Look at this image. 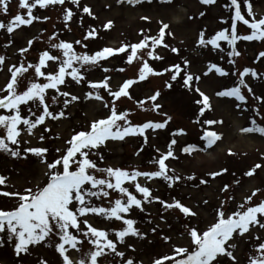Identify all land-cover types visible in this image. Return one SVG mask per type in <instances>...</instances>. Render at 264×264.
<instances>
[{"label": "rangeland", "instance_id": "obj_1", "mask_svg": "<svg viewBox=\"0 0 264 264\" xmlns=\"http://www.w3.org/2000/svg\"><path fill=\"white\" fill-rule=\"evenodd\" d=\"M8 3L10 10L8 13L0 11V20L7 23V20L18 12L26 14L27 9L19 5V0H8ZM230 3L231 0H215L213 4H204L202 0H138L137 3H131L130 0H79L77 7L72 0H64V4L55 3L44 7L37 5L33 9V16L47 17V19H34L31 24L20 25L12 33L0 28V55L5 56V66L0 69V87H3L8 79L9 65L37 61L39 52L45 49L55 55H61L58 50L50 48V44L57 43L59 39L71 42L80 40L82 41L80 44L73 43L76 51H88L92 54L105 46L131 45L145 35L156 36L163 22L167 24L164 36L166 44L179 50L173 52L171 47L163 44L155 49L144 48L138 50L139 55L131 62L127 61L125 53L112 54L96 65H86V79L83 82L77 83L71 77H66L67 83L61 87L79 96L80 99L71 101L70 97L57 95L56 103L49 100L53 110L63 109L68 115L55 120L48 118L47 123L51 125L50 128L37 126V135L23 137L29 140L30 144L15 145L21 150L29 146L42 145L49 149L47 154L49 159L60 155L55 149H63L64 141L74 130L87 128L91 120L109 112V108L97 98L86 97L87 92L93 90L87 80H99L107 76L112 88L116 89L123 80L138 76V69L143 63L141 57L146 58L156 69L167 68L168 65L178 62L183 64V59L189 60L187 70L200 75V80L193 83H198L210 98L211 108L205 109L201 114L199 109L202 104L197 101L202 98L194 87L190 89L185 86L182 79L183 68L174 81L170 79L171 69L158 74H148L145 79L136 80L129 87L130 96L122 95L115 101L102 85L99 87L105 101L116 103L118 110H132L128 113L130 123L139 124L147 120L163 121L167 116L172 117L164 128L146 129L147 142L140 133L126 135L123 139L109 138L106 146L101 148L104 160L99 161V164L127 169L137 168L140 171L155 170L158 167L155 161L167 150L171 140L175 139L176 144L173 146L175 155L167 158L166 163L169 165L170 175L182 177L171 184L163 177L151 180L143 176L137 178L152 189V195L159 196L162 200L154 201L149 197L148 200L142 201L144 210L133 206L132 211L127 215L135 219L134 227L146 235L127 234L125 240L117 245L118 249L125 253L124 257L110 255L107 261L102 259L101 264H122V261L129 257L133 259L134 264H153V260L157 257L171 253L174 244L191 247L185 226L197 225L201 229L204 228L214 220L217 207L227 196L233 199L225 200L226 212L234 211L242 198L251 194L253 188H259L261 191L256 193L252 203L264 198V155H262L264 134L254 130H241L255 129L258 124L264 125V102L258 99L264 97V78H262L264 57L256 58L259 52L264 50V38L252 40L242 38L236 41L239 55L234 56L228 55L231 46L226 41L218 42L221 45L219 49L214 48L210 43L206 46L196 43L201 29L204 30L206 38L221 28L230 30L231 17L234 13V6L227 7ZM85 4L90 7L91 14L82 11ZM251 5L257 19L264 16V0H251ZM67 8L73 10L69 20H65L63 15ZM241 10L247 15L243 0H241ZM221 17L227 19L222 20ZM25 18L28 17L25 15ZM109 20L113 23L108 28L102 27ZM237 24L238 33L247 34L251 31L250 26L239 21ZM89 30H94L96 35L88 37L86 33ZM53 32L56 33L55 37L51 35ZM8 40L12 43L8 44ZM30 40L31 45L28 44ZM20 48H26V51L21 53L18 51ZM148 50L159 53L163 59L147 57ZM130 51V48L125 50L126 53ZM233 60L235 63H232ZM209 62L226 68L227 73L220 74L215 69L206 71ZM246 66L255 68L261 74L257 77L251 74L245 75L247 84L253 90L249 93L242 86V91L248 99L239 101L235 97L217 95L223 88L238 83L239 71ZM25 75L28 79L35 78L31 69ZM167 83L171 86L167 87ZM26 84L27 80H24L21 87ZM156 90H159L160 94L155 101L145 99L151 97ZM48 92L50 95L55 94L51 89ZM63 100L70 101L66 108ZM153 103L159 104V109L153 108ZM257 106H260L259 111ZM196 117H199V120ZM205 120L217 122L211 125L203 124ZM177 128H184L186 131L177 133L174 131ZM204 128L215 130L222 135L212 145H208L203 138ZM57 133L59 135H56ZM38 135H44L46 139L41 141L37 138ZM190 144L198 147L191 152H184L182 149ZM157 149L161 151L157 152ZM229 149L232 151L230 152ZM93 158H95L94 154ZM257 162L261 163V167L254 173L247 174L248 169ZM221 168L226 171L215 177L209 175ZM192 173L195 175L193 176ZM0 174H3L7 181L6 184L0 185V188L11 192L23 191L29 186L42 184L47 180L44 162L31 153L27 157L23 155L13 157L8 152L0 151ZM97 174L103 175V173ZM201 177L206 182H201ZM224 184L230 187L221 191ZM125 186L136 192L129 182L126 181ZM109 191L113 198L118 194V190ZM136 194L138 197L142 196L138 192ZM173 198L190 206L197 215L185 216L175 206L168 208L162 203L163 200L171 202ZM103 202L105 206H109L108 198H104ZM16 204L15 197L0 194V208H13ZM93 222L108 229H118L123 225V222L115 218L108 220L93 217ZM257 232L261 239H264V229L257 226L252 229V239L239 236L233 241L236 244L233 251L238 257L239 264H245L249 253L254 252L253 243L260 242L255 239L254 234ZM161 233L170 239L165 240ZM110 237L116 238L111 232ZM0 238L5 241L0 245V264H40L42 257L48 261V264H62V258L52 242L30 245L28 252L17 255L14 242L7 239V232H0ZM81 245L83 251L90 248L89 242H81ZM69 252L74 260L82 255V252L72 249H69ZM161 264L166 262L162 261ZM222 264H234V262L224 256Z\"/></svg>", "mask_w": 264, "mask_h": 264}, {"label": "snow or ice", "instance_id": "obj_2", "mask_svg": "<svg viewBox=\"0 0 264 264\" xmlns=\"http://www.w3.org/2000/svg\"><path fill=\"white\" fill-rule=\"evenodd\" d=\"M130 2L137 3L138 0H130ZM202 2L213 4L215 0H202ZM243 2L247 15L241 10V0H231V3L227 5L230 8L234 6L230 30L221 28L206 38L204 30L201 29L196 43L200 46H206L210 43L214 48L219 49L221 45L218 42L221 40L226 41L231 46L228 55L234 56L239 55L236 41L242 38L245 40L264 38V16L257 19L252 11L251 0H243ZM55 3L64 4V0H32V2L30 0H19V5L27 9L26 14L18 12L12 15L7 23L0 20V28L12 33L20 25L31 24L34 19H47V17L33 16V9L37 5L44 7ZM72 3L79 7V0H72ZM9 10L8 0H0V11L8 13ZM72 11L71 8L66 9L63 14L65 20L71 18ZM82 11L91 14L90 7L86 4L83 6ZM25 15L28 18H25ZM221 19L227 18L221 17ZM238 21L250 26L251 31L247 34L238 33ZM112 23L113 21L109 20L102 27L108 28ZM166 28L167 24L162 22L156 36L145 35L138 42L131 45L105 46L92 54H89L88 51H76L73 43L80 44L82 43L80 40L71 42L59 39L57 43H51L50 48L58 50L61 55H55L45 49L39 52L37 61L8 66V79L3 87H0V93H2L0 94V130H2V134H0V151L8 152L13 157L21 155L27 157L29 153L35 154L44 162L47 176L46 182L29 186L23 191L11 192L0 188V194L17 199L15 207L0 208V232H7V239L14 242L17 255L21 252H28L30 245L40 242H52L62 258V264H101V260L107 261L110 255L124 257L125 253L120 251L117 245L125 240L127 234L146 235L134 227L135 219L127 214L132 211L133 206L144 210L142 201L148 200L149 197L154 201L162 200V198L152 195V189L147 184H142L137 178L143 176L151 180L152 178L163 177L170 184L182 179L181 176L170 175L168 173L169 165L166 163L167 158L175 155L173 146L176 144V140H171L167 145V150L155 161L158 167L150 171L111 165L101 166L99 161L104 160L101 148L106 146V141L109 138L123 139L126 135L136 133L144 135L145 142H147L145 130L164 128L172 117L167 116V119L163 121L147 120L139 124L130 123L128 113L132 110H118L116 103L105 101L99 87L102 85L108 91L111 99L115 101L122 95L130 96L129 87L136 80L145 79L148 74H158L171 69L170 79L174 81L177 79V75L181 74L183 68L182 79L185 86L190 89L194 87L202 98L197 103L202 104L199 112L203 114L205 109L211 108L210 98L199 87L198 83H193V81L198 82L200 80V75L187 70L186 66L189 65V60L183 59V64L178 62L168 65L167 68L156 69L149 64L146 58L141 57L143 63L138 69V76L123 80L122 84L116 89L112 88L107 76L99 80L88 79L87 83L92 86L93 90H89L86 97L97 98L105 107L109 108V112L104 116L91 120L87 128L74 130L70 137L64 141L65 147L55 149L60 155L49 159L47 155L49 149L46 146H29L21 150L15 145L30 144V141L23 139V137L37 135V126L50 128L51 125L47 123L48 118L55 120L68 115L63 109L53 110L49 100L56 103L57 95L70 97L71 101L79 100V96L66 91L61 86L67 83L66 77H71L77 83L83 82L86 79V65H96L103 58L118 53H125L127 61L131 62L139 55L138 50L144 48L155 49L162 44L171 47L173 52H178L177 48L166 44L164 40ZM51 35L55 37L56 33L53 32ZM86 35L93 37L96 32L89 30ZM7 43L11 44L12 41L8 40ZM28 44L31 45V40ZM129 48L131 49L130 53H126L125 50ZM18 51L24 53L26 48H20ZM147 57L163 59L159 53L152 50L147 51ZM261 57H264V50L260 51L256 58L260 59ZM232 63H235V61L233 60ZM52 65H55V67H52ZM4 66L5 56L0 55V69H3ZM49 68H52V70H48ZM30 69L35 77L33 79H28L25 75ZM211 69H215L220 74H226L228 71L219 64L209 62V68L206 71ZM246 74H251L253 77L261 75L255 68L246 66L239 71V82L234 86L223 88L217 95H227L235 97L239 101H246L248 97L242 91V86L249 93L253 92L245 79ZM24 80H27V84L21 87ZM166 86L170 87L171 84L167 83ZM49 89L54 90L55 94L50 95ZM159 94V90H156L151 97H145V99L155 101ZM253 95L255 96L254 93ZM258 99L264 102V97H258ZM69 102V100H63L65 108ZM152 107L159 109L160 105L153 103ZM237 107H240V105H237ZM259 107L257 106L258 111ZM196 119L199 120V117H196ZM216 122L215 120H205L203 124L211 125ZM241 130H254L264 134V125L258 124L255 129L244 128ZM174 131L184 133L186 129L177 128ZM221 135L222 133L208 128L203 130V138L208 145H212ZM37 138L43 141L46 136L38 135ZM197 147L198 145L190 144L182 150L191 152L192 149ZM160 151V149H157V152ZM229 151L232 150L229 149ZM93 154L95 158H93ZM260 167L261 163L257 162L248 169L247 174L254 173ZM225 171L226 169L221 168L218 171L209 173V175L215 177ZM97 173H103V175ZM192 175L194 176L195 173H192ZM126 181L134 187L136 192L125 186ZM6 182V177L0 174V185H4ZM201 182L206 181L201 177ZM229 187L230 185L224 184L221 191ZM109 190H118L117 196L113 198ZM259 191L261 189L253 188L251 194L244 196L234 211L226 212L224 208L225 200L231 201L233 197L227 196L225 200H221L216 209L214 220L204 228L201 229L197 225L185 226L191 247L174 244L171 253L157 257L153 260V264H161L162 261L166 264H222V257L224 256L230 258L234 264H239L238 257L233 251L236 247L233 241L239 236L252 239V229L257 226L264 229V198H261L259 202L252 203L253 197ZM137 192L142 196L138 197ZM104 198L109 199V206H105ZM162 203L168 208L175 206L185 216L189 214L197 215L190 206L185 205L179 199L173 198L171 202L163 200ZM93 217L108 220L115 218L123 222V225L118 229H108L95 224ZM161 219H164V217H161ZM152 231H155V229H152ZM110 232L115 234V239L110 237ZM161 235L165 240L170 239L163 233ZM254 235L255 239L260 242L253 243L254 252L249 253V258L245 264H264V239H261L258 232ZM53 238L55 239L53 240ZM4 242L0 238V245ZM81 242H89L90 248L83 251ZM129 247H134V245H129ZM69 249L82 252V255L74 260ZM40 264H48V261L42 257ZM122 264H134V261L129 257L123 260Z\"/></svg>", "mask_w": 264, "mask_h": 264}]
</instances>
